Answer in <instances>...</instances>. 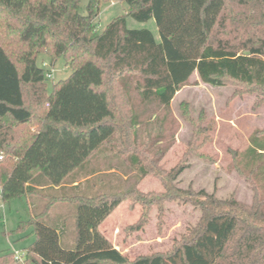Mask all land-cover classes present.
<instances>
[{
  "label": "trees",
  "instance_id": "16d2710c",
  "mask_svg": "<svg viewBox=\"0 0 264 264\" xmlns=\"http://www.w3.org/2000/svg\"><path fill=\"white\" fill-rule=\"evenodd\" d=\"M122 1L128 12L100 31V0H89L85 13L81 0H0V197L26 199L30 215L19 230L32 225L35 235L22 259L3 251L0 264H264V130L233 153L257 183L251 206L176 188L186 166L164 174L159 164L171 145H158L171 103L195 73L211 87L256 94V109L264 105V0ZM129 17L154 20L160 40L148 28L130 29ZM41 54L52 68L62 59L72 69L51 92ZM199 122L194 138L207 130ZM126 164L160 178L167 190L160 201L183 198L201 210L169 252L132 262L100 230L126 198L146 212L157 202L110 185ZM65 205L77 209L74 241L64 245Z\"/></svg>",
  "mask_w": 264,
  "mask_h": 264
},
{
  "label": "rangeland",
  "instance_id": "374dc122",
  "mask_svg": "<svg viewBox=\"0 0 264 264\" xmlns=\"http://www.w3.org/2000/svg\"><path fill=\"white\" fill-rule=\"evenodd\" d=\"M88 2L81 0L82 13L87 12ZM127 12L128 5L122 0H100L98 30H103L115 17ZM128 26L130 29L148 28L160 40L154 20L140 23L129 17ZM37 63L53 72V78L47 82L49 92L52 91L53 82L67 79L72 73V69L65 66L62 59L52 68L49 58L41 54ZM256 100V94L241 92V88L234 84L225 87L206 85L195 73L192 84L182 88L171 103L164 132L160 133L163 141L158 142L164 148L171 145L159 164L164 174L167 175L182 164L186 166L182 175L173 182L176 188L195 193L200 190L210 194L215 192L221 200L234 198L244 205L254 204L257 183L239 171L233 153L244 151L250 144V137L256 131L264 130V105L260 109L254 108ZM182 103L187 106H182ZM182 109L188 110L191 122L184 119ZM158 112L159 116H165L163 111ZM198 120L200 126L207 130L194 138ZM147 128L152 131V137L159 133L154 120ZM172 132H175L174 138ZM123 171L119 170L114 179L111 177L112 187L127 192L134 187L140 191L143 199L152 198L157 202L146 212L142 203L126 198L105 220L100 230L131 262L138 256L169 252L182 240L184 233L198 224L201 210L183 198L160 201L159 195L166 194L167 190L159 177H142L130 164H126ZM259 195L263 197L264 192ZM76 209L75 205L64 207V245L66 241H74ZM29 212L26 199L15 198L5 203L0 197V252L13 251L22 255L26 247L34 242L32 225L19 230L20 222L26 223L29 219Z\"/></svg>",
  "mask_w": 264,
  "mask_h": 264
},
{
  "label": "built area",
  "instance_id": "2783aa9c",
  "mask_svg": "<svg viewBox=\"0 0 264 264\" xmlns=\"http://www.w3.org/2000/svg\"><path fill=\"white\" fill-rule=\"evenodd\" d=\"M47 76H48V78L52 79V78H53V72L48 73ZM2 158H3V155L0 154V160H2ZM15 254H16V258H18V259H22V257H21L20 254H18V253H15Z\"/></svg>",
  "mask_w": 264,
  "mask_h": 264
},
{
  "label": "crops",
  "instance_id": "0c3cea01",
  "mask_svg": "<svg viewBox=\"0 0 264 264\" xmlns=\"http://www.w3.org/2000/svg\"><path fill=\"white\" fill-rule=\"evenodd\" d=\"M129 27V26H128ZM15 253H17V252H15ZM18 254H21V253H18Z\"/></svg>",
  "mask_w": 264,
  "mask_h": 264
}]
</instances>
